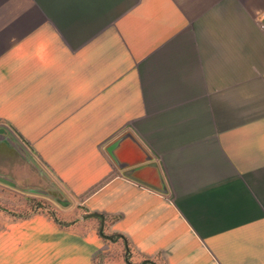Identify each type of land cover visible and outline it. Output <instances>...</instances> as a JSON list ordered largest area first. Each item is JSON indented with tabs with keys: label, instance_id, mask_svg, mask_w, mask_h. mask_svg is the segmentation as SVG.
Instances as JSON below:
<instances>
[{
	"label": "crops",
	"instance_id": "0c3cea01",
	"mask_svg": "<svg viewBox=\"0 0 264 264\" xmlns=\"http://www.w3.org/2000/svg\"><path fill=\"white\" fill-rule=\"evenodd\" d=\"M35 23L118 89L57 113V264H264V0H0V40Z\"/></svg>",
	"mask_w": 264,
	"mask_h": 264
},
{
	"label": "rangeland",
	"instance_id": "374dc122",
	"mask_svg": "<svg viewBox=\"0 0 264 264\" xmlns=\"http://www.w3.org/2000/svg\"><path fill=\"white\" fill-rule=\"evenodd\" d=\"M8 30L13 39L0 40V264H57V224L77 219L57 212V113L101 111L103 95L118 89L102 87L101 78L86 83L84 72L64 63L75 55L54 54L91 43L85 24ZM42 56V65L32 63ZM114 253L97 264H125Z\"/></svg>",
	"mask_w": 264,
	"mask_h": 264
},
{
	"label": "water",
	"instance_id": "95a60500",
	"mask_svg": "<svg viewBox=\"0 0 264 264\" xmlns=\"http://www.w3.org/2000/svg\"><path fill=\"white\" fill-rule=\"evenodd\" d=\"M96 216L102 218L101 216L95 215V214L94 215H89V217H96Z\"/></svg>",
	"mask_w": 264,
	"mask_h": 264
}]
</instances>
